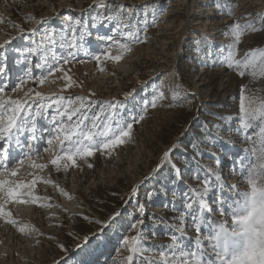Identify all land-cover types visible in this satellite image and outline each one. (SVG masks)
<instances>
[{"label": "rangeland", "instance_id": "374dc122", "mask_svg": "<svg viewBox=\"0 0 264 264\" xmlns=\"http://www.w3.org/2000/svg\"><path fill=\"white\" fill-rule=\"evenodd\" d=\"M116 2L134 6L135 15L131 24L143 43L128 42L117 33L114 21L101 22L106 12L94 6L95 0H0V42L19 34L14 24L26 30H38L35 35L26 31L22 37L13 40L6 51L0 52V65H7V77H0V83H7L10 87L18 82L17 77L24 75L26 67L41 63L42 56L51 63L45 45H40L34 55L29 53V49L40 44L45 32H54L58 39L67 27L65 17L82 18L91 33L81 42L83 47L77 52L76 59L64 66L76 85L64 89L66 81L61 78L62 73L57 72L43 85L29 81L22 91L11 93L14 98L34 89L46 96L59 93L73 99L77 96L90 97L93 102L123 101L125 93L135 90L133 97L121 109L128 116L138 115L142 102L149 99L153 89L161 84L167 96L163 106L148 109L146 118L134 125L131 140L117 148L111 156L97 152L94 157L87 158V162L78 159L79 167L56 170L50 160L58 145H53V152H43L46 143L39 142L41 151L33 160L48 167L34 169L31 162L25 159L20 176L26 181L32 179L29 173L42 177L34 195L43 199L36 204L9 207L14 218L33 225L43 235H23L17 228L0 220V241H3L0 243V264H64L66 257L69 258L68 264H116L127 255L122 238L127 234L129 222L139 218V205L145 208V244L156 248L169 243L166 233L172 231L169 227L174 223L172 217L178 215L172 205L181 207L182 193L187 191L185 184L193 187L199 184L192 178L197 162L214 166L218 158L227 184L246 188L239 175L230 173V169L239 167L241 159L248 155L247 149L252 146L239 130L240 87L246 84L250 89H259L264 93V79L252 82L247 75L241 78L234 69L222 65L220 60L227 51L225 46L232 41V37L226 35L230 31L229 26L237 20L243 24L245 18L255 21L258 14H264V0ZM89 5L93 7L89 9ZM232 5L238 6L232 8ZM230 10L233 15H228ZM29 15L37 19L45 18L49 22L30 23L27 20ZM109 35L129 43L131 52L118 63L105 61L98 65L91 58L92 54L107 49L111 42L98 40L97 37ZM238 47L240 56L249 49L264 47V31L247 33ZM116 49L112 47L113 55L119 54ZM55 51L57 55L64 53V49L58 47ZM100 67L104 70L100 71ZM42 71L33 68L34 75H40ZM176 83H181L187 90L185 99L191 102L190 105L182 100L175 107L167 106L172 102L169 88ZM47 112L51 113L53 109ZM37 125L42 128L47 121L37 117ZM20 139L22 144L29 142L27 133ZM174 144L178 147L171 153L172 163L162 162L163 154ZM194 144L201 155L196 154ZM11 151L19 155L27 148L14 145ZM89 163L93 166L89 167ZM172 164L179 169V174ZM178 175L183 178L182 181ZM45 179L53 183L46 184L43 182ZM61 188L73 198L62 194ZM133 188H137L135 196H132ZM149 193L152 194L151 199L148 198ZM223 195L230 197L234 193L226 190ZM45 203L52 207L40 206ZM116 212L120 215L108 228L92 236L82 249L75 247L79 241L74 237L91 235L100 227L89 220H107ZM156 218H161L164 223L154 225ZM188 235L193 233L189 231ZM59 244H63L68 252L62 251ZM147 255L151 259L153 253Z\"/></svg>", "mask_w": 264, "mask_h": 264}, {"label": "snow or ice", "instance_id": "6c2138e0", "mask_svg": "<svg viewBox=\"0 0 264 264\" xmlns=\"http://www.w3.org/2000/svg\"><path fill=\"white\" fill-rule=\"evenodd\" d=\"M94 6L106 12L101 22L114 21L117 33L128 42H144L131 24L135 15L134 6H125L116 0H95ZM236 6L238 5L231 7ZM92 7L93 5H89V9ZM228 15H233V12L230 10ZM245 19L246 22L243 24L237 20L229 26L230 31L226 35H230L232 41L225 46L227 51L222 55L220 63L234 69L241 78L247 75L252 82H258L264 79V47L249 49L240 56L238 46L247 33L264 31V14H258L255 21ZM27 20L38 24L49 22L45 18L37 19L32 15H29ZM65 20L67 27L62 30L58 39L54 32H45L40 44L29 49V53L34 55L40 45H45L47 55L51 56V63L42 56L41 63L26 67L24 75L17 77L18 82L14 86L0 83V220L17 228L26 236L33 233L43 234L33 225L14 218L12 208L9 206L36 204L43 199L34 195L38 181L43 178L29 173L32 179L26 181L20 176L25 159L31 162L34 169L42 170L48 167L47 164L36 163L33 160L34 156L40 154L41 149L38 147L40 141L47 145L42 148L43 152H53L54 143L58 145L50 163L56 170L63 167V170L67 171L71 167H79L78 159L87 162V158L94 157L97 152L111 156L117 148L131 140L134 125L146 118L148 109L163 106L162 102L167 99L164 85L161 84L153 89L149 99L142 102V109L138 115L125 116L121 109L125 107L126 101L133 97L135 90L125 93L123 101L93 102L90 97L77 96L73 99L59 93L46 96L34 89L24 92L22 97L14 98L11 93L22 91L29 81L43 85L57 72L62 73L61 78L66 81L64 89L76 85L77 82L68 71H65L64 66L76 59L77 52L83 47L81 42L91 33L88 32V25L82 18L68 15ZM13 27L18 28L19 34L0 42V52L6 51L13 40L22 37L26 31L33 35L38 31L36 28L26 30L16 24ZM97 39L111 42L107 49L92 54L91 58L98 65L105 61L118 63L125 54L131 52L129 43L114 39L111 35L98 36ZM57 47L64 49V53L57 55L55 51ZM112 47H116L119 54L113 55ZM33 68L43 71L40 75H34ZM103 70V67H100V71ZM0 77H7L6 64L0 65ZM169 90L172 93V102L167 105L168 107H175L182 100L190 105L191 102L185 99L187 90L181 83L170 86ZM48 109H53V112L48 113ZM239 113V130L252 146L247 149L248 155L241 159L239 167H233L230 173L239 175L246 188L241 189L236 184H227L218 158L214 166L201 165L197 162L192 178L198 180L199 184L195 187L185 184L187 191L182 193L181 207L172 205L173 211L178 212V215L172 217L174 223L169 226L172 231L166 233L169 236V243L156 248H149L145 244L147 239L143 228L145 208L139 205V218L129 222L127 234L122 238L127 255L116 264H141V261H144V264H264V93L242 84ZM37 117L46 120L47 125L39 128ZM250 129L252 132H249ZM25 133L28 134L29 142L22 144L20 137ZM14 145L26 147L27 151L15 155L11 151ZM176 147L178 145L174 144L163 154L162 162L172 163L170 157ZM193 148L196 149L197 155L202 154L197 145L194 144ZM88 166L93 165L89 163ZM161 166L162 164L158 165L154 172ZM172 167L179 174V169H176L174 164ZM178 179L183 180L179 175ZM43 182L53 183L47 179ZM226 190L234 195L224 196ZM60 191L69 199L73 198L63 188ZM136 194L137 188H133L132 196ZM175 195L173 192V197ZM148 198H152L151 193L148 194ZM40 206L52 207L46 203ZM119 215L120 213L116 212L107 220H89L100 227L91 235L74 237L79 241L75 247L82 249L90 242L92 236L103 232ZM162 223L164 221L161 218L153 220L154 225ZM189 231L193 233L192 236L188 235ZM59 247L65 253L68 252L63 244H59ZM148 253H153L151 259L148 258ZM68 259L67 257L64 259V264H68Z\"/></svg>", "mask_w": 264, "mask_h": 264}, {"label": "bare ground", "instance_id": "6f19581e", "mask_svg": "<svg viewBox=\"0 0 264 264\" xmlns=\"http://www.w3.org/2000/svg\"><path fill=\"white\" fill-rule=\"evenodd\" d=\"M102 28L107 29V26H103ZM111 50H112V48H111ZM116 50H118V49H116ZM116 50H115V51H116ZM54 145H57V144L54 143ZM46 146H47V145H46Z\"/></svg>", "mask_w": 264, "mask_h": 264}]
</instances>
